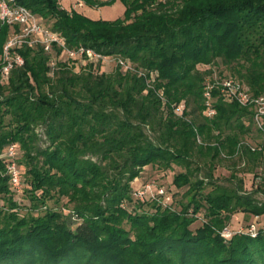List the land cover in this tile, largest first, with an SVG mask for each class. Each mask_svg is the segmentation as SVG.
I'll list each match as a JSON object with an SVG mask.
<instances>
[{"label": "trees", "instance_id": "16d2710c", "mask_svg": "<svg viewBox=\"0 0 264 264\" xmlns=\"http://www.w3.org/2000/svg\"><path fill=\"white\" fill-rule=\"evenodd\" d=\"M60 1L15 4L50 23L69 49L123 59L154 82L148 88L117 64L109 74L103 63L79 60L51 70L43 48L12 50L23 65L0 83V155L18 146L28 206L22 213L0 160V264H264V229L222 236L236 213L264 216L255 199L264 185L246 192L234 173L229 185L213 175L222 155H236L257 177L264 144L254 152L239 146L254 125L248 108L214 90L209 118L203 100L219 63L252 95L264 94V0H82L89 8L119 1L123 17L112 21ZM11 30L19 27L0 25V54ZM174 166L183 170L172 180L179 211L172 189L167 207L134 197L144 168ZM64 200L67 214L55 209Z\"/></svg>", "mask_w": 264, "mask_h": 264}, {"label": "built area", "instance_id": "2783aa9c", "mask_svg": "<svg viewBox=\"0 0 264 264\" xmlns=\"http://www.w3.org/2000/svg\"><path fill=\"white\" fill-rule=\"evenodd\" d=\"M77 7H83L82 0H74ZM61 5V1L59 2ZM0 25H7L9 27L17 26L19 30L13 32L9 40L4 44L0 54V83L7 81L10 72L15 67L23 65V59L12 52L16 47H27L34 49L41 47L50 55L49 67L54 70L57 64V59L52 55L54 50H58L68 61H85L90 63H105L111 60L125 72H137L140 77L146 79L148 88H152L154 82L152 74L148 77L143 71H136L129 62L119 59L111 58L101 55L90 48L78 47L76 49H69L66 46L64 38L50 28L44 26L38 18L30 13L26 8L15 4V0H0ZM217 91L219 96L228 103H235L243 108H248L252 113V121L255 129L264 137V94L259 96L252 95L248 89L239 81L233 78H218L212 77L205 80L203 88V100L205 104V114L211 118L215 115L213 108V91ZM157 96L164 102L163 93L160 91ZM182 111V106L175 107V113ZM177 114V113H176ZM264 144V143H262ZM245 145L251 151H260L261 147H252L247 143H241L239 146ZM18 146L12 144L6 148L4 153L0 155V160L4 162L6 175L10 179L11 187L16 193L22 190L23 182L21 179L20 169L17 165ZM152 184H146L139 190H136L134 197L141 202L148 199L157 201L158 198H163L164 201H157L163 207H167L170 202V197L162 189H155ZM148 195V196H147ZM146 197V198H145ZM260 229L255 223L249 225L245 233L251 237H255ZM243 232V231H242ZM222 236L229 238L231 231L225 229L222 231Z\"/></svg>", "mask_w": 264, "mask_h": 264}, {"label": "rangeland", "instance_id": "374dc122", "mask_svg": "<svg viewBox=\"0 0 264 264\" xmlns=\"http://www.w3.org/2000/svg\"><path fill=\"white\" fill-rule=\"evenodd\" d=\"M99 1H107V0H99ZM63 0H61V5H62ZM62 7V6H61ZM72 7H74V9L76 11H78L79 13H83L87 15V11L89 10V7H85V4L83 7H77L75 5V1L72 4ZM73 10V9H72ZM91 10H95L96 12H98V16L99 18H101L102 20H108V21H112V20H116L118 18H122L123 17V11H124V6L119 2L116 1L114 4L110 5V6H103V7H94L91 8ZM41 23L48 27L50 26V23H47L45 21L40 20ZM13 30H11L9 32L8 38L6 40V42L9 40L10 36L12 35ZM52 55L57 59V62H68V60L60 54L58 53H52ZM112 58V57H111ZM85 62V61H84ZM87 63V62H85ZM116 64L114 60L105 62L103 64H101L100 66V72L101 73H112L115 70ZM209 67H203V66H198L199 71H203L208 69ZM76 70L79 69V66L74 68ZM212 70V77H218V78H233L236 81H239L230 71L229 68L225 67L222 64H218V65H214L211 68ZM211 77V78H212ZM205 84V82H204ZM218 97L219 96L218 94ZM222 98V97H221ZM213 104L215 103L216 99L213 97ZM182 106V111L180 112H176L178 116H182L184 113V107H183V103L180 104ZM204 115V113H203ZM243 143H247L249 145H251L252 147H261L262 143H264V137H262L255 129L254 125L252 127V131L246 135L244 137V139L242 140ZM199 143H201V140H198ZM216 167L215 170L213 172L214 178L217 179V183L219 185H229V176L231 173H234L236 175V177L238 179H242L244 182V191L246 192H251L253 190H256L257 187L260 185H264V183H262L261 178H264V161H262L261 163H259V166L257 167L256 170V174L257 177H255V174L250 172V168L247 167L245 165V160L244 161H239V159L236 157V155H234V157H227L225 155H222V159H220L219 161H217L216 163ZM183 170L180 167L174 166L173 169L171 170H160L157 168H151V167H146L144 168L143 172L141 173L140 177L135 179L133 181V187L136 190H139L140 188H142L144 185L146 184H152L155 188H154V193L155 189L158 188H162L164 191L165 189H172V191L175 193L173 196V208L176 210H180V202H182V198L180 197V192L177 191V189L174 188V186L172 185V180H173V176L179 172H182ZM205 171H203V173L201 172L200 175L202 176L204 174ZM210 188H207L206 191H209ZM166 192V191H165ZM148 196V195H147ZM170 197V202L171 203V195H168ZM154 197L157 198V201H164L163 198H158L157 196L154 195ZM146 198V197H145ZM149 197L146 198L145 202L143 203V205H147V199ZM16 199L21 203V206H24V208L22 209V213H24L26 211V208L28 206V201L25 198L24 192L18 193ZM255 199L260 202V203H264V187H261L259 192H257V194L255 195ZM65 203V200L62 201L60 204H58L57 206H55V209L59 210L61 209L62 211H64L65 214L68 213V211L66 209L63 208V204ZM49 205L51 207H54V203L53 202H49ZM146 209V206H145ZM199 219L198 221L193 224L191 226V229L194 230L196 228H198L201 224H202V219H201V215H198ZM255 223L257 225V227L259 229H264V216L261 217H253L251 215L248 214H244V213H236L232 216L229 224H228V229L232 232H245L247 230V228L249 227L250 224Z\"/></svg>", "mask_w": 264, "mask_h": 264}, {"label": "crops", "instance_id": "0c3cea01", "mask_svg": "<svg viewBox=\"0 0 264 264\" xmlns=\"http://www.w3.org/2000/svg\"><path fill=\"white\" fill-rule=\"evenodd\" d=\"M74 0H63L62 2V7L65 8L66 10H71L74 9V7H72ZM89 10L87 11V16L94 19V20H98L101 19L98 16V12H96L95 10H91V8H88Z\"/></svg>", "mask_w": 264, "mask_h": 264}]
</instances>
